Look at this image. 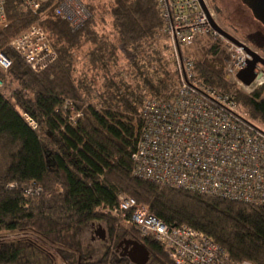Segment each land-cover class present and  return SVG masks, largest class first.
Returning a JSON list of instances; mask_svg holds the SVG:
<instances>
[{"label": "trees", "instance_id": "trees-1", "mask_svg": "<svg viewBox=\"0 0 264 264\" xmlns=\"http://www.w3.org/2000/svg\"><path fill=\"white\" fill-rule=\"evenodd\" d=\"M62 1L51 0L33 14L21 0H6L0 52L12 66L0 90V264H76L78 256L82 264H132L114 251L126 239L172 264L158 241L112 216L122 194L168 225L204 232L237 261L264 264V207L133 175L144 101L169 98L177 84L160 40L164 22L157 0H80L90 17L75 32L55 12ZM208 2L210 11L225 16L219 0ZM36 21L56 52L39 73L10 46ZM234 28L237 39L264 58L256 33ZM188 47L198 82L234 94L264 130V86L253 94L236 89L225 74L227 53L212 39ZM15 84L19 89L13 90ZM78 112L82 116L73 118ZM35 186L40 194L29 195ZM93 225L109 237L98 258L84 252Z\"/></svg>", "mask_w": 264, "mask_h": 264}, {"label": "built area", "instance_id": "built-area-1", "mask_svg": "<svg viewBox=\"0 0 264 264\" xmlns=\"http://www.w3.org/2000/svg\"><path fill=\"white\" fill-rule=\"evenodd\" d=\"M49 1L21 3L37 14ZM157 2L164 22L162 34L168 38L175 59L177 84L169 98L144 101L133 175L164 187L264 207V130L240 110L234 94L220 93L199 83L193 60L183 56L180 48L206 36L221 38L228 56L225 74L248 94L264 85V68L256 66V77L250 85L239 80L238 74L253 59L247 48L254 49L244 41L240 40L243 45H236L219 35L200 0ZM55 12L69 23L73 32L90 17L80 0H63ZM7 23L6 0H0V27ZM10 46L36 73L56 59L50 36L39 21L32 23ZM11 66L12 61L0 52V90ZM80 116L78 112L73 118ZM40 192L41 188L35 186L28 193L35 196ZM110 213L134 226L141 236L158 241L172 264H252L235 260L202 231L186 224L164 223L133 197L120 195Z\"/></svg>", "mask_w": 264, "mask_h": 264}, {"label": "rangeland", "instance_id": "rangeland-1", "mask_svg": "<svg viewBox=\"0 0 264 264\" xmlns=\"http://www.w3.org/2000/svg\"><path fill=\"white\" fill-rule=\"evenodd\" d=\"M205 1H206L207 5H209L208 0H205ZM219 2H220V4L219 3L218 4L221 6V9L224 10L225 16H223L221 14H216L215 12L213 13L212 11H210V12H211L214 20L222 28H225V30L227 29L231 35H233L237 38L238 33L236 32L234 26L244 25L247 28V25H251L250 23L253 22L255 18L253 16L251 10L241 0H219ZM250 28L252 29L253 27L251 26ZM246 30H248V28ZM162 36L163 37H161L160 40L162 42H166V44H167V54L171 60V66L175 72V69H174L175 59L173 57L172 51L169 48V40H168V38L164 37V35H162ZM208 38L212 39V41L214 43H217V45H220L222 47V49H224L225 42L219 37L206 36V37L199 39L195 43H198L200 41L201 42L206 41V40H208ZM188 48H190V47H181L180 51L182 52L183 56H186V57H189L190 59H192L191 55L189 54ZM231 83L235 86L236 89H240L244 93L248 94L247 92H245V90L238 87L236 85V83H234V82H231ZM17 89H19V86L15 84L13 86V90H17ZM244 112H246V111H244ZM88 242L90 244H88ZM88 242H85L86 248H84L85 249L84 252L90 258L92 257V255L89 254L90 251L94 252L95 257L98 258V257H100V253L106 249V246L101 242L100 239H94V240H90ZM38 258H42V257H38ZM43 261H44V259H43ZM148 264H161V262L159 261L158 258L152 257L151 260L148 262Z\"/></svg>", "mask_w": 264, "mask_h": 264}, {"label": "water", "instance_id": "water-1", "mask_svg": "<svg viewBox=\"0 0 264 264\" xmlns=\"http://www.w3.org/2000/svg\"><path fill=\"white\" fill-rule=\"evenodd\" d=\"M247 7H249L255 17V19L264 23V0H241ZM201 5L208 15L209 21L212 25V28L219 34L231 41L236 45H243L242 42L237 39L235 36L228 33L224 30L213 18L210 9L205 0H200ZM247 50L253 56V59L248 62V66L243 69L239 74L238 78L244 84L250 85L255 77L256 73L254 72L257 65H261L264 68V58L256 51L247 48ZM104 234L103 239H106L104 229H101ZM125 244L127 251L122 254V256L127 257L132 264H148L152 258V252L142 243L135 240L123 241L118 245V248ZM80 264V262H79Z\"/></svg>", "mask_w": 264, "mask_h": 264}, {"label": "flooded vegetation", "instance_id": "flooded-vegetation-1", "mask_svg": "<svg viewBox=\"0 0 264 264\" xmlns=\"http://www.w3.org/2000/svg\"><path fill=\"white\" fill-rule=\"evenodd\" d=\"M249 8V7H248ZM250 9V8H249ZM251 10V9H250ZM252 12V11H251ZM253 14V13H252ZM254 16V15H253ZM255 18V17H254ZM253 18V19H254ZM251 25H247L248 30L250 31V33H256L257 37L259 38V40L264 43V23L260 22L257 19H254L253 22L250 23ZM253 27L252 29L250 27ZM101 227L99 226H92V230H91V240L94 239H100L102 243H109V237L107 232L105 233L106 239H103L104 234L101 231ZM105 230V229H104ZM106 231V230H105ZM131 239H126L125 241H128ZM115 253L121 257V258H127L122 256L123 253H125L127 251V249L125 248V244H123L121 247L118 248V246L115 247L114 249ZM128 259V258H127ZM79 262L81 263V256H78V260L77 263L79 264Z\"/></svg>", "mask_w": 264, "mask_h": 264}]
</instances>
